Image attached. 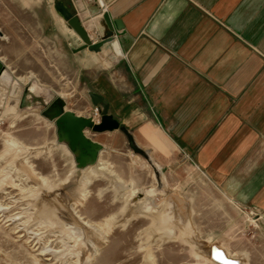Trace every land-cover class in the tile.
<instances>
[{"label": "rangeland", "instance_id": "rangeland-1", "mask_svg": "<svg viewBox=\"0 0 264 264\" xmlns=\"http://www.w3.org/2000/svg\"><path fill=\"white\" fill-rule=\"evenodd\" d=\"M26 4L0 0V264H223L213 250L264 264V202L249 199L239 167L224 176L193 153L145 157L121 129L88 130L102 148L78 166L41 110L61 96L99 120L96 59L55 25L54 7Z\"/></svg>", "mask_w": 264, "mask_h": 264}, {"label": "crops", "instance_id": "crops-1", "mask_svg": "<svg viewBox=\"0 0 264 264\" xmlns=\"http://www.w3.org/2000/svg\"><path fill=\"white\" fill-rule=\"evenodd\" d=\"M59 1L92 43L106 39L90 50L53 14L96 59V94L139 147L196 154L224 176L239 167L249 199L264 202V0Z\"/></svg>", "mask_w": 264, "mask_h": 264}, {"label": "water", "instance_id": "water-1", "mask_svg": "<svg viewBox=\"0 0 264 264\" xmlns=\"http://www.w3.org/2000/svg\"><path fill=\"white\" fill-rule=\"evenodd\" d=\"M55 8L58 13L68 22L77 34L83 39L85 44L90 50H99L106 39L99 42L92 43L85 28L83 27L81 21L77 15L72 12L69 8L65 6L62 1L57 0L55 2ZM106 21H108V17ZM0 34H2L0 32ZM3 68V62L0 58V71ZM30 88H26L23 93L22 103L27 102V94L29 93ZM92 100L95 105L100 104V119L95 121L91 116H82L76 114L74 111L66 109V101L61 97L57 96L53 102L45 109L41 110V114L47 117L50 120L55 121V124L58 128L59 140H66L69 146V149L72 152L78 151L76 161L78 166H85L88 162L96 161L99 151L102 148V145L87 136V131L91 130L93 132H103L114 129H121L127 136L129 146L137 153L148 157L147 152L137 145L131 132L124 126L120 125V122L109 112V104L103 101L102 96L96 94L95 92H90ZM220 253L214 251L213 253ZM223 264H231L230 259L223 257Z\"/></svg>", "mask_w": 264, "mask_h": 264}, {"label": "bare ground", "instance_id": "bare-ground-1", "mask_svg": "<svg viewBox=\"0 0 264 264\" xmlns=\"http://www.w3.org/2000/svg\"><path fill=\"white\" fill-rule=\"evenodd\" d=\"M31 90V89H30ZM135 140V139H134ZM150 159V158H149ZM155 159V158H154ZM151 160V159H150ZM152 161V160H151ZM152 163V162H151ZM160 164V163H159ZM95 168V167H94ZM155 168H156V166H155ZM95 170V169H94ZM91 173V171H87V175L88 174H90ZM156 173V172H155ZM41 179V178H40ZM8 182V181H7ZM84 195H85V193H83ZM83 195V196H84ZM148 207V206H147ZM40 211V210H39ZM164 216V215H163ZM80 217V216H79ZM75 219V218H74ZM85 222V221H84ZM85 224H86V226H92L93 224H91L90 222H85ZM81 228V227H80ZM88 229V228H87ZM98 230V229H97ZM69 231V230H68ZM94 231V230H93ZM54 232V231H53ZM72 237V236H71ZM76 242V241H75ZM78 242V241H77ZM86 247H87V245H86ZM88 248V247H87ZM86 248V249H87ZM48 249V248H47ZM89 249V248H88ZM67 250V249H66ZM85 250V249H84ZM213 250V249H212ZM66 253V252H65ZM213 253V252H212ZM39 255H48V254H50L51 255V259H56L57 261H58V259H59V261H61V262H63L62 260H63V258H61L60 256L58 257V255L56 254V251H53V250H40V252L38 253ZM63 254V253H62ZM62 254H61V256H62ZM64 255V254H63ZM73 257V256H72ZM213 257H215V258H217V259H222L223 258V256H222V254H220V253H216V252H214L213 253ZM65 258V257H64ZM88 258V257H87ZM207 258H209V257H207ZM88 261V260H87ZM90 262V261H89ZM69 264V263H68ZM231 264H236V263H234V261H231Z\"/></svg>", "mask_w": 264, "mask_h": 264}, {"label": "built area", "instance_id": "built-area-1", "mask_svg": "<svg viewBox=\"0 0 264 264\" xmlns=\"http://www.w3.org/2000/svg\"><path fill=\"white\" fill-rule=\"evenodd\" d=\"M95 113H98V108L97 107L95 108Z\"/></svg>", "mask_w": 264, "mask_h": 264}, {"label": "flooded vegetation", "instance_id": "flooded-vegetation-1", "mask_svg": "<svg viewBox=\"0 0 264 264\" xmlns=\"http://www.w3.org/2000/svg\"><path fill=\"white\" fill-rule=\"evenodd\" d=\"M52 102H53V101H52ZM52 102H51V103H52ZM51 103H49V104H51ZM49 104H48V105H49Z\"/></svg>", "mask_w": 264, "mask_h": 264}]
</instances>
